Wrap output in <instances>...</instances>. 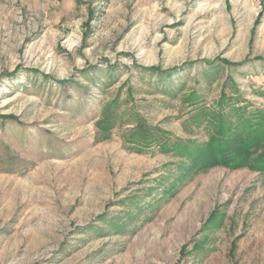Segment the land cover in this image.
<instances>
[{
    "label": "rangeland",
    "instance_id": "374dc122",
    "mask_svg": "<svg viewBox=\"0 0 264 264\" xmlns=\"http://www.w3.org/2000/svg\"><path fill=\"white\" fill-rule=\"evenodd\" d=\"M0 264H264V0H0Z\"/></svg>",
    "mask_w": 264,
    "mask_h": 264
},
{
    "label": "trees",
    "instance_id": "16d2710c",
    "mask_svg": "<svg viewBox=\"0 0 264 264\" xmlns=\"http://www.w3.org/2000/svg\"><path fill=\"white\" fill-rule=\"evenodd\" d=\"M259 127V126H258ZM260 128V127H259ZM240 129V128H239ZM261 129V128H260ZM260 129H254V127L253 126H250V127H248V129H247V131H245L244 133H242V134H240V135H242V136H240V137H238V133H237V136L235 137V136H232L231 137V134H228L227 135V137L228 138H230L229 140H230V144L229 145H225L224 143H226L227 141H222V146L220 147V148H218V150L216 149V150H214V152H213V154H215V156L217 157V158H222V157H224L225 156V154H226V152L227 151H230V150H232V148L235 146V144H240V143H242L245 139L247 140V138L249 139V138H251L252 137V135H253V137H257V138H259L260 136H261V134H260ZM241 130V129H240ZM257 130V132H255ZM239 131V130H238ZM227 156V155H226ZM247 157V156H246ZM245 157V158H246ZM228 158H232L233 160H235L236 159V153L233 155V156H231V157H228ZM247 164H252V165H254L255 163L252 161V160H250V159H247ZM252 165H250V166H252Z\"/></svg>",
    "mask_w": 264,
    "mask_h": 264
}]
</instances>
